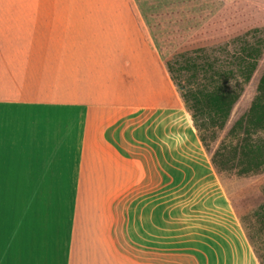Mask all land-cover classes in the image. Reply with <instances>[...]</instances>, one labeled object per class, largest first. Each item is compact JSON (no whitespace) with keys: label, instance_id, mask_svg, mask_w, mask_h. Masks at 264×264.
<instances>
[{"label":"rangeland","instance_id":"obj_1","mask_svg":"<svg viewBox=\"0 0 264 264\" xmlns=\"http://www.w3.org/2000/svg\"><path fill=\"white\" fill-rule=\"evenodd\" d=\"M131 7L142 24L131 19ZM180 9L188 34L175 43L169 34L176 19L164 14ZM263 74L264 0H0V90L11 88L10 98L174 105L153 115V126L144 119L143 152L153 162L144 164L152 176L142 192L0 193V207L75 199L152 202L159 264H261L256 250L264 264V170L242 175L238 158L239 165L227 163L246 138L232 127L248 114ZM218 86L242 95L223 130L195 111L206 149L181 90ZM250 138L264 140V130ZM217 150L218 170L212 163Z\"/></svg>","mask_w":264,"mask_h":264},{"label":"crops","instance_id":"obj_2","mask_svg":"<svg viewBox=\"0 0 264 264\" xmlns=\"http://www.w3.org/2000/svg\"><path fill=\"white\" fill-rule=\"evenodd\" d=\"M129 12L142 24L136 8ZM11 91L0 90V193L144 190L152 176L144 164L153 162L143 152L144 119L153 126V115L173 110V103L10 98ZM150 204L75 199L1 206L0 264H159L158 211Z\"/></svg>","mask_w":264,"mask_h":264},{"label":"trees","instance_id":"obj_3","mask_svg":"<svg viewBox=\"0 0 264 264\" xmlns=\"http://www.w3.org/2000/svg\"><path fill=\"white\" fill-rule=\"evenodd\" d=\"M183 13V10L180 9L176 13H174L173 16L164 14L165 18L174 17L176 19L173 30L169 34V39L171 41H174L175 43L183 42L186 34H188V31L183 26V24H185L186 22L183 17ZM158 16L159 15L157 14L156 17ZM167 66L169 72L173 75L172 64L171 62H169V60L167 61ZM252 71L253 70L251 69V71H249V74H247L245 78L246 82L251 79ZM176 84L178 87H180L178 83ZM241 95L242 91L235 92L222 86H218L217 88H213L212 90L196 92L193 90L183 92L181 90L182 99L184 100L187 109L192 113V118L195 123L196 129L200 133V140L206 149H209L208 139L202 133L201 127H199L198 125L195 111L198 110V112H200L202 116L208 118L209 123L213 127H217L218 129L223 130L230 118L234 106L241 98ZM190 103L192 104L191 106L189 105ZM240 129L243 130V132L246 134V138L243 139L241 144L235 146V148L233 149L234 154L237 157L233 158V160H227V163H232L234 166L239 165V163L243 165L241 170L242 175L260 173L264 170V140L255 142L250 137L253 133L264 130V74L260 79V83L258 86V95L252 102L248 114L245 118H242L238 122H236L231 131L235 132ZM221 154L222 151L217 150L212 157V163L216 170H218L220 167L218 158L221 156ZM236 158L240 160L239 163H234ZM223 167H228V164ZM256 254L261 264H263V258L257 250Z\"/></svg>","mask_w":264,"mask_h":264}]
</instances>
